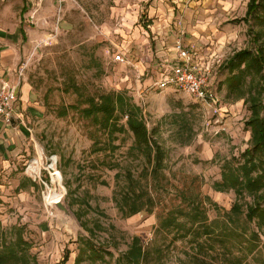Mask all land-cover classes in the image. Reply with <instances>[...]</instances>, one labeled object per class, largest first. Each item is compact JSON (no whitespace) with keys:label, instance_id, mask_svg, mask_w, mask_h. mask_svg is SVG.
<instances>
[{"label":"rangeland","instance_id":"obj_1","mask_svg":"<svg viewBox=\"0 0 264 264\" xmlns=\"http://www.w3.org/2000/svg\"><path fill=\"white\" fill-rule=\"evenodd\" d=\"M129 2L131 6L125 0H65L61 6L57 5L49 28L32 41V47L23 56V71L42 93H47L53 108H50L51 113L40 130L43 154L39 164L31 166L30 176H26L21 189H0V233L5 231L8 239H12L15 237L13 227H22L24 240L31 245L30 264H60L66 248L70 250L67 264L73 263L79 253L81 236L89 238L90 234L74 225L72 220L57 218L56 208L46 199L51 190H57L70 209L79 213L89 226L102 224L104 227V230H96L94 239L113 255H106L103 261L91 263L86 260L85 263L117 264V258L137 235L146 249L143 264H241L248 249L242 244L246 237H239V234L247 224L243 221L236 223L234 240L225 233L226 213L235 194L232 190L216 191L213 183L221 179L224 160L239 156L249 146L251 134L246 121L250 110L243 100L227 96L226 87L221 83L228 71L220 66L216 67L217 78H220V102L215 109L184 91L156 89L152 81L147 82L153 75V68L148 65L145 73L139 76L143 83L141 89L111 86L108 77L113 72L137 71L132 63L125 69H117L115 60V55L124 48L121 34L114 32L117 20L121 21L119 13L123 5L133 12L128 18L130 21L136 15L145 19L142 9L148 2ZM245 9L246 4L242 3L227 16V36L230 39L227 57L252 46V31L261 32L264 37V26L257 19L251 18L248 23L240 20ZM72 79L87 92L124 91L142 108L150 138L166 153L163 171L166 179H162V183H168V192L165 193L169 197L175 196V187H181L185 181L189 183L197 175L202 181L203 194L212 199L206 201L208 216L210 220L220 222L222 240H211V249H198L192 242V234L175 240L183 232H169L160 227L161 205L153 213L143 211L130 217L121 215L112 199L116 185L114 175L118 169H130L138 176L145 164L144 159L127 153L134 140L132 132L116 134L114 143L120 148L114 153H90L92 146L88 135L94 127L72 110L64 118L55 112L61 103L69 105L76 100L73 92L62 91ZM145 81L148 84L145 85ZM261 87L264 88V79ZM104 160L120 163V167L108 168ZM55 170L61 173V184L53 181ZM98 208L108 216L100 214ZM111 223L116 229L110 228ZM249 231H256L260 236L259 240L253 239L258 250L254 256L245 258V264H264V226L258 229L253 223ZM202 232L201 229L199 233Z\"/></svg>","mask_w":264,"mask_h":264},{"label":"trees","instance_id":"obj_2","mask_svg":"<svg viewBox=\"0 0 264 264\" xmlns=\"http://www.w3.org/2000/svg\"><path fill=\"white\" fill-rule=\"evenodd\" d=\"M251 18L257 19L264 26V0L248 1L246 14L240 20L248 23ZM252 34V46L235 51L219 65L228 71L221 83L226 87L227 96L234 100H243L250 110L251 114L246 121L251 134L250 144L239 156L224 160L221 165V179L213 183L216 191L232 190L235 194V200L226 213L225 233L234 240L236 223L243 221L247 224L239 234V237H246L244 242L247 243L242 244H246L248 249L244 259H241V264H245V258L254 256L258 250L253 239L259 240L260 235L256 231L248 232L250 225L254 223L258 229L264 226V88L261 87L264 79V41L261 40L264 37L261 32L252 31ZM65 86L63 93L73 92L76 100L69 105L61 103L55 112L58 117L64 118L69 116L72 110L80 119L88 121L94 127V131L88 135L92 146L91 154L114 153L120 148V145L114 143L118 133L132 132L134 136L127 153L141 156L145 164L138 176L130 169H118L114 175L116 185L112 199L123 217L143 211L153 213L155 208L161 205L163 213L158 215L160 227L169 232H183V235L179 233L180 236L175 240L185 239L192 234V242H195L198 249H211V240H222L219 232L222 227L220 222L210 220L208 216L206 201L211 202L212 199L203 194L202 181L197 175L193 176L189 183L185 181L181 187H175V196L169 197L168 193H165L168 192V183L164 184L162 181L166 179L163 172L166 153L150 138L142 108L134 103L126 92L114 89L87 92L74 79ZM45 98L50 110L53 106L48 102L47 96ZM114 167L119 168L120 163H108V168ZM188 178L190 179V176ZM102 184H106L105 181H102ZM193 189L196 193L192 192ZM98 212L108 216L102 209L98 208ZM76 215L90 237L81 236L79 253L71 264H90L85 263L86 260L96 263L103 261L106 255L112 256L111 251L97 244L94 239L96 230H104L102 224L91 227L81 219L79 213L76 212ZM110 228L116 229V226L111 223ZM201 229L203 232L199 233ZM22 231V227H13L15 237L12 239H8L6 232L1 231L0 264L31 263L28 256L31 245L24 240ZM145 255L146 249L141 238L136 235L116 262L143 264ZM69 257L70 250L66 248L60 264H67ZM32 260H35L34 256Z\"/></svg>","mask_w":264,"mask_h":264},{"label":"crops","instance_id":"obj_3","mask_svg":"<svg viewBox=\"0 0 264 264\" xmlns=\"http://www.w3.org/2000/svg\"><path fill=\"white\" fill-rule=\"evenodd\" d=\"M125 1L131 6L129 1L137 0ZM145 1L148 3L142 9L144 20L136 15L130 21L133 12L124 5L119 13L121 21L117 20L114 32L121 34L122 38H118L124 48L118 53L126 61H116V68L125 69L132 63L137 71L113 72L108 77L111 86L141 89L139 76L147 70L146 65L153 68L149 84L162 78L180 62L175 48L178 41L189 51H197L195 61L200 65H209L220 56L225 59L230 44L227 16L244 3V17L249 0ZM57 5L62 4L57 0H0V89L5 84L15 87L17 95L12 120L0 118V189H19L26 176H30L31 166L42 159L40 130L51 113L47 93L37 88L21 65L32 41L49 28ZM217 77L215 68L213 80L219 83Z\"/></svg>","mask_w":264,"mask_h":264},{"label":"built area","instance_id":"obj_4","mask_svg":"<svg viewBox=\"0 0 264 264\" xmlns=\"http://www.w3.org/2000/svg\"><path fill=\"white\" fill-rule=\"evenodd\" d=\"M60 5L65 0H57ZM176 52L180 62L173 65L162 78L154 82L156 89L173 88L191 94L198 101L216 108L220 102L217 81L213 80L215 68L223 61L220 56L211 64L200 65L196 63L197 51H189L181 41L176 44ZM115 60L124 62L126 58L122 53L115 55ZM17 99L15 87L3 85L0 89V118L11 121L13 118L14 105Z\"/></svg>","mask_w":264,"mask_h":264},{"label":"water","instance_id":"obj_5","mask_svg":"<svg viewBox=\"0 0 264 264\" xmlns=\"http://www.w3.org/2000/svg\"><path fill=\"white\" fill-rule=\"evenodd\" d=\"M51 205L54 206L57 210V213H56L57 218H59L62 221L72 220L74 221V225L80 227V229L85 231L76 213H74L70 209L63 195L59 199H57L55 202L51 203Z\"/></svg>","mask_w":264,"mask_h":264},{"label":"bare ground","instance_id":"obj_6","mask_svg":"<svg viewBox=\"0 0 264 264\" xmlns=\"http://www.w3.org/2000/svg\"><path fill=\"white\" fill-rule=\"evenodd\" d=\"M52 173V172H51ZM52 178L53 181H57L59 184H61V173L58 170H55L52 173ZM62 196V193L58 192L57 190H51V192L49 193V195H47V200L48 202L51 204L53 202H55L57 199H59Z\"/></svg>","mask_w":264,"mask_h":264}]
</instances>
